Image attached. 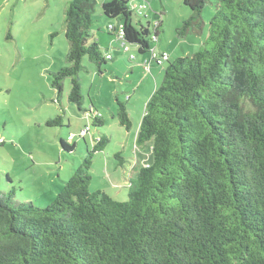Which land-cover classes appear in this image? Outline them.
<instances>
[{"label":"trees","instance_id":"16d2710c","mask_svg":"<svg viewBox=\"0 0 264 264\" xmlns=\"http://www.w3.org/2000/svg\"><path fill=\"white\" fill-rule=\"evenodd\" d=\"M207 1L184 0L192 12L179 36L203 32ZM214 3L204 44L166 61L146 104L136 145L152 142L153 161L135 166L128 198L90 191L94 153L110 141L102 135L53 202L39 206L0 189V264H264V0ZM96 4L68 0L72 65L54 74L59 92L72 77L70 100L79 106L84 57L99 68L113 59L90 32ZM102 7L118 19L110 35L122 24L123 39L150 52L161 21L135 22L130 0ZM117 102L115 116L130 130L127 104ZM116 157L124 162L121 152Z\"/></svg>","mask_w":264,"mask_h":264},{"label":"rangeland","instance_id":"374dc122","mask_svg":"<svg viewBox=\"0 0 264 264\" xmlns=\"http://www.w3.org/2000/svg\"><path fill=\"white\" fill-rule=\"evenodd\" d=\"M104 1L97 0L90 32L113 59L99 68L84 57L78 74L83 95L79 106L70 100L72 77L65 78L62 92L53 85L54 74L72 65L65 35L68 0H0V189L14 191L18 200L39 206L53 202L102 135L110 141L103 151L94 153L90 191L102 190L126 200L129 178L137 176L135 166L153 161L152 142L138 147L136 135L146 104L163 81L167 62L153 61L148 70L143 61L151 58L150 52L141 55L136 45L124 47L110 35L108 26L118 24V19L105 15ZM214 1L208 0L203 9L206 36L216 11ZM151 4L155 7L149 9L152 24L163 21L158 49L168 48L171 61L192 55L202 46L196 44L203 34L200 30L178 35L192 12L184 0H152ZM134 21L147 23L137 15ZM117 98L127 104L133 119L130 130L115 116ZM96 114L102 116L103 124L96 121ZM58 116L60 124L48 123ZM62 140L76 144L75 149L65 150ZM119 152L123 163L116 157Z\"/></svg>","mask_w":264,"mask_h":264},{"label":"built area","instance_id":"2783aa9c","mask_svg":"<svg viewBox=\"0 0 264 264\" xmlns=\"http://www.w3.org/2000/svg\"><path fill=\"white\" fill-rule=\"evenodd\" d=\"M151 1L152 0H130L133 8L136 11V14L139 16H144L147 15L149 12V9L151 8ZM117 24H110L108 26V29L113 31L115 29ZM114 32V31H113ZM117 38L122 41V45L125 47V45L130 44L126 42L124 38V32H123V25L119 24V30L115 31ZM155 45L153 48L150 50L151 58H146L143 61V64L145 65L146 69L150 70L151 69V64L153 61H156L158 65H163L166 63V61L170 58V53L166 50H159L158 49V42H159V36L158 35H153ZM110 57V54L108 55ZM131 59H136V56L132 55ZM84 133V132H83Z\"/></svg>","mask_w":264,"mask_h":264},{"label":"crops","instance_id":"0c3cea01","mask_svg":"<svg viewBox=\"0 0 264 264\" xmlns=\"http://www.w3.org/2000/svg\"><path fill=\"white\" fill-rule=\"evenodd\" d=\"M105 1H107V0H105ZM153 5L151 4V8H155V7H152ZM163 8H165L166 9V7L163 5ZM151 11V10H150ZM150 11L147 13V18H146V20L148 19L149 21H153V17H152V14L150 13ZM186 14V13H185ZM191 14V13H190ZM189 14V15H190ZM185 18V17H184ZM204 20H205V27H206V25H207V21H206V19L204 18ZM142 22V21H141ZM161 22H163V21H161ZM111 23V22H110ZM143 23V22H142ZM111 24H113V23H111ZM161 26H162V24H161ZM204 27V30H203V34H202V36L200 37V39L198 40V42H196V44H199V45H203L204 44V41H205V36H206V28ZM160 35V34H159ZM158 35V36H159ZM161 47V46H160ZM162 50H166V51H168L169 53H170V56L172 55V53H171V51H169V49L168 48H163ZM170 59H171V57H170ZM152 69V68H151Z\"/></svg>","mask_w":264,"mask_h":264}]
</instances>
